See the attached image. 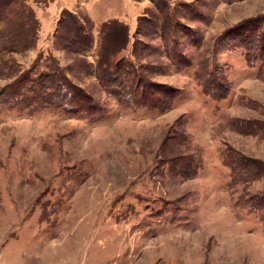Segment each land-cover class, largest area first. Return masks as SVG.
<instances>
[{
  "label": "rangeland",
  "instance_id": "rangeland-1",
  "mask_svg": "<svg viewBox=\"0 0 264 264\" xmlns=\"http://www.w3.org/2000/svg\"><path fill=\"white\" fill-rule=\"evenodd\" d=\"M21 1L35 43L0 22V264H264V0ZM115 57L166 110L101 79ZM52 58L86 106L48 94Z\"/></svg>",
  "mask_w": 264,
  "mask_h": 264
},
{
  "label": "trees",
  "instance_id": "trees-1",
  "mask_svg": "<svg viewBox=\"0 0 264 264\" xmlns=\"http://www.w3.org/2000/svg\"><path fill=\"white\" fill-rule=\"evenodd\" d=\"M15 4L19 5L21 8L24 6L22 1L20 3V0H0V6H7L10 8L9 15L8 12L0 15V22L5 20H20V23L18 22L17 24L18 27L10 29L8 34L14 44V47L11 48L12 51L24 50L35 43L34 28L37 24L36 18L32 16V14H26L24 11L23 13L17 12L16 10L18 8L12 7ZM70 15L72 16V22L76 25L78 32L81 31L86 34V30L81 22L76 20L74 15ZM168 18L169 17H167V19ZM33 29L34 32H32ZM1 33L3 32L0 31V36ZM48 60H53L55 64L49 62L48 64L46 63L47 65L45 66L49 70L41 73L39 78L40 82L49 89L48 94L52 96L53 99L60 101L61 103L66 102L73 107L79 108L80 106H86L88 103L87 100H91L90 94L82 87L72 83V80L67 76L65 70L56 63L55 59L52 58ZM104 64L108 66V68L107 72L102 74L101 79L103 80L105 76L106 82L116 84V87L121 91L119 92V97L128 99L135 104H146L150 107L154 106L157 109L159 108L161 111L166 110L168 100L164 97L157 96L158 93L156 92L169 93L172 89L167 90L166 88L168 86L150 81L149 77L145 75L131 60H126L125 58L116 59L115 57L109 61H105ZM30 79L31 78L27 75L26 70L21 72L10 84L9 93L17 96L23 94V91L28 87L26 82ZM3 94H6V92L1 93V96ZM254 163L255 166L264 165V163L259 160H254Z\"/></svg>",
  "mask_w": 264,
  "mask_h": 264
}]
</instances>
